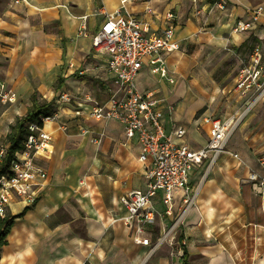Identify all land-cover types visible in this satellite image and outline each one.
Listing matches in <instances>:
<instances>
[{
	"label": "crops",
	"instance_id": "obj_1",
	"mask_svg": "<svg viewBox=\"0 0 264 264\" xmlns=\"http://www.w3.org/2000/svg\"><path fill=\"white\" fill-rule=\"evenodd\" d=\"M214 1L30 0V4L14 5L11 0H0V51L8 55L6 65H0V79L17 98V90L31 89L29 76L35 71L36 59L43 57L50 64L60 62L61 69L58 72L55 66L54 71L64 79L62 90L75 99L76 105L83 102L91 107L94 102L90 99L104 102L109 97V74L104 57L92 49V37L104 19L102 11L132 14L147 24L151 32L159 33L166 26V12L172 10L177 16L175 40L180 49L166 56L167 77H160L180 85L172 91L174 98L172 93L160 96L161 92L154 86L140 90L154 91L157 97L174 104V111L166 117L167 129L171 130L174 125L184 127L185 141L198 148L207 141L209 125L204 117L213 116L216 97L214 85L201 66L222 56L226 60L237 58L241 68V60H250L259 46L264 68V13L255 29L231 31L237 18L248 19L250 8L264 6V0H226L228 11L213 7ZM84 23L86 28L82 31ZM35 50L40 55H35ZM142 71L155 75L147 66ZM33 92L29 91L28 97ZM26 104L22 114H14L13 110L0 116V139L8 134L18 116L27 113L32 102ZM73 109L60 106L61 118L46 125V130L53 135V152L40 161L49 177L41 198L33 206L14 201L7 219L0 218L4 224L13 218L5 236L6 244L0 247V264H183L185 259L187 264H264L261 198L246 179L243 185H235L224 174L210 175L224 154L204 178L196 207L184 216L181 224L184 238L179 236L178 243L165 244L149 255V247L138 244L134 233L123 222L113 223L125 213L120 198L131 190L146 187V167L139 161L138 143L126 139L120 123L77 119ZM67 120H71V127L64 131L60 127ZM112 124L121 128L115 131L123 137V145L137 149L136 158L142 164L144 178L140 186L127 184L131 175L127 166L129 156L123 155L119 147L117 151L122 156L117 170H111L110 180L86 173L85 168L92 162L96 149L89 136L80 135L79 126L104 129L106 136L101 145H96L105 149L113 146L110 145V140L114 141ZM189 134L192 143L186 140ZM71 141L77 142L78 148L67 149ZM85 146L94 149L89 158L82 159L80 150ZM71 155H75L76 164L64 176L66 170L60 157ZM230 157L234 160L233 167L240 169L238 161ZM199 170L194 172L195 185L203 178L204 172L198 175ZM110 183L115 187H110ZM228 185L230 192H227ZM77 212L84 214L81 216L83 233L73 225L78 220ZM161 229L162 224L155 226L152 241ZM179 250L186 253L185 258L178 256Z\"/></svg>",
	"mask_w": 264,
	"mask_h": 264
},
{
	"label": "built area",
	"instance_id": "obj_2",
	"mask_svg": "<svg viewBox=\"0 0 264 264\" xmlns=\"http://www.w3.org/2000/svg\"><path fill=\"white\" fill-rule=\"evenodd\" d=\"M11 3L30 4V0H11ZM214 6L228 11L226 0H215ZM102 13L104 19L92 37V49L105 59L109 97L104 102L90 99L94 102L91 107L78 102L74 115L77 119L103 124L118 122L126 139L138 143L139 161L146 167V187L131 190L120 198L125 213L115 218L113 223L123 222L134 233L138 244L149 247L151 255L165 244L179 242L184 216L189 209L196 207L204 178L223 154L228 153L236 159L238 166L243 164L238 153L227 150L240 118L237 119L236 115L204 117L209 125L208 138L198 148L185 141L187 130L184 127L174 125L168 130L166 117L174 111L175 105L157 97L154 91L140 90L137 77L145 66L150 67L154 74L167 77L166 56L180 49L175 40L176 14L172 10L167 11L166 26L156 33L132 14L107 13L104 10ZM248 13V19L237 18L234 21L232 32L255 29L264 13V6L250 8ZM85 28L84 23L82 31ZM241 63L235 89L246 97L243 117L264 99V68L259 46L250 60L242 59ZM61 99L69 101L71 97L64 92ZM0 100H16L15 92L7 90L1 79ZM59 113L55 108L51 115L41 116L39 122L29 123V133L22 142V148L15 151L10 160H7L8 145H0V169L5 167L0 173V218L7 219L8 209L14 201L33 206L41 198L49 177L40 161L53 152V135L46 130V125L60 119ZM70 121L63 122L60 128L67 131L71 127ZM79 133L89 136L97 145H101L106 136L104 129L95 130L87 125L79 126ZM202 165L203 178L195 185L194 172ZM246 181L261 198L264 214V162L261 167L248 171ZM157 224H162V229L152 241ZM177 253L179 257L184 255L183 250Z\"/></svg>",
	"mask_w": 264,
	"mask_h": 264
},
{
	"label": "rangeland",
	"instance_id": "obj_3",
	"mask_svg": "<svg viewBox=\"0 0 264 264\" xmlns=\"http://www.w3.org/2000/svg\"><path fill=\"white\" fill-rule=\"evenodd\" d=\"M46 29L48 30V27H46ZM5 54L6 52L1 53L0 51V65L2 66L6 65L8 62V55ZM35 55H40V53L35 50ZM54 63L55 61L50 64V62L43 57L37 58L35 62V71L29 76L31 82V89L29 91L31 92V90H34V92L30 95V97H28V90L24 92L17 90V98L14 102H2L0 100V116L6 111L11 113L13 110H15L14 114H22L27 105V101L31 102V96L33 94L41 102L53 101L56 109H59L60 106H63L64 108L66 106V108L70 107V109H73V106L76 105L74 98L69 101L61 99V95L64 93V90H62V87H57L59 77L61 76L58 73L61 69V64L60 62H57L56 65H54ZM184 65L185 64L182 63V66ZM48 66L49 68L47 69ZM55 66H57V73L54 71ZM238 66L237 58L226 60L221 56L215 62L207 61V63L201 66V68L204 70L208 80L214 85V95L216 97L213 102L214 107L211 114H213L214 117L220 118H227L234 115H236L237 119L240 118L237 127L228 142L227 150L240 155L241 161L243 162V164H241V168L237 170L233 167L234 160L228 153H225L211 170L210 175L221 177L222 174H224V176L229 177L230 181L234 182L235 185H243L248 171L251 168L261 167L262 162H264V99L260 100L250 113L241 117L244 109L246 108V104L244 103L246 97H242V94L235 89L236 78L240 69ZM55 73L57 74L56 76L54 75ZM187 83L188 80H186V84ZM179 85V82L170 83L166 78H161L160 74L153 75L147 73V71H142L137 77V86L139 89L154 86L161 92L159 93L160 96H167L171 93L173 94L172 91L176 89L177 86L179 87ZM174 95L175 94H173V96L171 95L172 98L175 97ZM110 128L114 131L112 132L114 136V138H112L114 141L110 140V145L113 146L102 149V147H98L96 144H93L96 151L94 152L92 162L85 168L86 173L88 175H96L98 177L104 176L110 180L111 170H117L122 153L125 156H129L127 166L129 167L131 175H129L127 184L132 187L140 186V183L144 181L141 171L143 168L142 164L137 161L136 147L128 148L123 145L121 142L123 141V137L115 131L117 129H121L119 126L112 124ZM111 136L112 134L110 137ZM5 137L0 139V143L6 141ZM186 140L192 143L190 140V134L187 136ZM78 146L77 142L71 141L66 147L67 149L74 150L78 148ZM94 147H83L80 150L81 153L79 157L82 159L89 158ZM118 147L120 148L121 153H118ZM60 161L63 164L64 170H66L63 175L67 176L68 168H71L72 170L74 169L76 157L75 155H71L69 157L61 156ZM220 165L222 166L221 169L219 167ZM199 168L200 170L198 175H201L204 172V165ZM101 187L99 188L101 189ZM110 187L113 188L115 185H111L110 183ZM228 187L229 185L226 186V188ZM248 187L249 186L247 185L246 188L248 189ZM82 191H86V189H82ZM230 191V188H228L227 192ZM73 205L76 206V203L73 202ZM64 214L67 215L66 211H64ZM83 215L82 213L77 212L76 218H78V220L73 224L79 233L84 232V223L81 220V216Z\"/></svg>",
	"mask_w": 264,
	"mask_h": 264
},
{
	"label": "trees",
	"instance_id": "obj_4",
	"mask_svg": "<svg viewBox=\"0 0 264 264\" xmlns=\"http://www.w3.org/2000/svg\"><path fill=\"white\" fill-rule=\"evenodd\" d=\"M64 83L63 78H59V82L57 87H61ZM31 102L28 106L27 113L23 116H18L16 121L10 125V131L6 135L5 142L0 143L8 145V155L7 160H10L13 153L20 148H22V142L26 138L27 134L29 133L28 124L31 122H39L41 116H48L55 110L56 106L53 101H43L41 102L34 94L31 96ZM4 168L0 169V173L3 172ZM13 223V218L7 223L4 224L0 220V247L6 244L5 236L8 234V231ZM184 235L180 234V239H183ZM186 253H184L183 257L185 258ZM1 259V254H0ZM183 264L186 263V259L184 260Z\"/></svg>",
	"mask_w": 264,
	"mask_h": 264
}]
</instances>
